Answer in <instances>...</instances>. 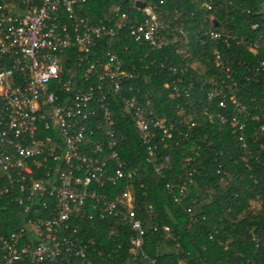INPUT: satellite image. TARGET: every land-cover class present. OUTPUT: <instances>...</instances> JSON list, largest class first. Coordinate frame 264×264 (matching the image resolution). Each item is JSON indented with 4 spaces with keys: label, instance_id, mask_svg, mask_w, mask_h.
I'll use <instances>...</instances> for the list:
<instances>
[{
    "label": "trees",
    "instance_id": "trees-1",
    "mask_svg": "<svg viewBox=\"0 0 264 264\" xmlns=\"http://www.w3.org/2000/svg\"><path fill=\"white\" fill-rule=\"evenodd\" d=\"M134 1L94 0L80 15L96 22L107 16L111 4L121 2L132 18L139 16ZM145 2L170 24L174 31L168 38L173 44L152 51L135 43L124 29L109 46L96 48L88 61L94 63L98 54L113 50L125 68L137 70L128 83L139 90L133 92L137 103L145 107L148 101L157 118L176 122L171 139L156 133L150 164L131 112L119 97L109 95L119 160L134 175L114 187L106 185L105 191L110 198L125 188L131 191L137 218L146 230V258L130 253L133 233L124 221L108 218L72 224L80 226L85 243H93L89 244V252L95 251L93 264H264V69L260 68L264 0ZM208 30L221 33L222 40L205 37ZM214 49L221 66H216ZM66 65L71 67L72 62ZM87 67L85 61L75 68V76L82 79ZM169 67L177 74H171ZM100 72L97 69L96 74ZM94 81L80 83L85 87ZM225 85L234 89L242 113L229 101ZM211 90H222L225 98L209 100ZM221 101L226 108L219 106ZM232 116L245 122V148L230 124ZM108 164L112 174L115 163ZM153 165L163 167L161 174ZM167 185L174 186L173 194H178L179 186L187 192L175 203ZM20 212L14 204L0 212V236L22 224ZM0 264L5 263L0 260Z\"/></svg>",
    "mask_w": 264,
    "mask_h": 264
},
{
    "label": "built area",
    "instance_id": "built-area-1",
    "mask_svg": "<svg viewBox=\"0 0 264 264\" xmlns=\"http://www.w3.org/2000/svg\"><path fill=\"white\" fill-rule=\"evenodd\" d=\"M92 1L0 0V172L4 174L0 212L14 204L23 219L13 232L0 236V260L5 264H93L95 251L89 252L93 243H85L80 226L72 223L108 218L127 223L133 233L130 253L146 258V230L137 218L131 191L125 188L114 198L105 191L106 185L114 187L134 175L119 160L109 95L119 97L131 112L150 164L156 133L171 139L176 122L157 118L148 101L145 107L137 103L133 92L139 90L128 85L137 70L125 68L113 50L98 54L94 63L88 58L102 44L117 40L124 29L135 43L152 51L173 44L168 36L174 30L145 0L134 1L139 16L131 18L119 2L111 4L104 19L91 21L80 13ZM139 1L145 4L143 9L136 7ZM204 36L215 42L223 37L212 30ZM223 42L228 46L226 38ZM213 55L216 66H221L216 49ZM85 61L88 67L80 79L73 70ZM168 71L178 72L173 67ZM91 79L94 83L85 87L80 83ZM232 87L225 85L229 101L242 113ZM172 90L178 94L177 87ZM223 93L211 90L208 99H224ZM219 106L227 105L221 101ZM219 119L226 122L223 116ZM230 124L245 148V122L232 116ZM108 162L115 163L112 174ZM153 167L161 174L162 166ZM166 188L173 194L174 186ZM175 189L177 203L187 188Z\"/></svg>",
    "mask_w": 264,
    "mask_h": 264
},
{
    "label": "water",
    "instance_id": "water-1",
    "mask_svg": "<svg viewBox=\"0 0 264 264\" xmlns=\"http://www.w3.org/2000/svg\"><path fill=\"white\" fill-rule=\"evenodd\" d=\"M136 7L138 8V9H143L144 7H145V4L143 3V2H137L136 3Z\"/></svg>",
    "mask_w": 264,
    "mask_h": 264
}]
</instances>
